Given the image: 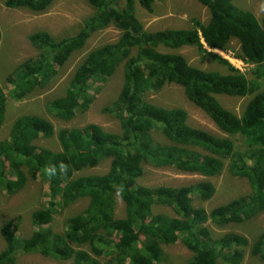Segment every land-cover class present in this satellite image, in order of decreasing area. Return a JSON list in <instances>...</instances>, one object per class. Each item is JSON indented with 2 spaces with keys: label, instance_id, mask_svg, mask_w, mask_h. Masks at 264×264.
Instances as JSON below:
<instances>
[{
  "label": "trees",
  "instance_id": "16d2710c",
  "mask_svg": "<svg viewBox=\"0 0 264 264\" xmlns=\"http://www.w3.org/2000/svg\"><path fill=\"white\" fill-rule=\"evenodd\" d=\"M94 11L74 36L54 39L46 32L28 37L37 52L19 64L5 79L7 95L0 88V128L8 99L21 102L46 90L70 57L82 51L88 39L109 26L119 32L116 43L87 54L75 70L64 96L46 103L47 113L62 122L85 112L92 100L91 85L110 78L122 66L123 83L117 99L103 113L118 122L119 133H105L95 125L59 131L60 152L35 145L51 139L52 125L38 116L17 118L8 138L0 141V192L13 196L28 180L46 182L48 201L31 215L33 232L18 239L19 220L0 229L5 248L0 264H15L17 253L39 255L72 264H156L161 246L180 242L191 254L188 264H241L244 250L264 262V233L251 244L238 234L214 238L208 224L224 229L252 221L264 213V14L260 20L237 8L240 0H191L209 13L207 24L192 19L191 28L147 32L135 14L136 3L151 14L155 0H86ZM53 0H5L8 10L45 12ZM264 2V0H263ZM1 39V32H0ZM235 41L238 58L253 67L248 79L227 62L206 53L226 51ZM194 47L227 69V74L204 72L185 58L161 50ZM182 89L186 100L226 137L192 128L182 109H165L146 101L166 86ZM219 96L249 98L242 114L224 109ZM110 161L106 174H75ZM172 169L182 174L215 179L226 172L244 179L250 192L209 213L193 201L209 202L215 194L211 182L171 188H145L137 182L143 167ZM10 177H15L11 180ZM124 205L117 219L116 199ZM88 200L86 209L66 221L62 235L48 227L60 209ZM153 207L168 208L175 217L152 214Z\"/></svg>",
  "mask_w": 264,
  "mask_h": 264
},
{
  "label": "rangeland",
  "instance_id": "374dc122",
  "mask_svg": "<svg viewBox=\"0 0 264 264\" xmlns=\"http://www.w3.org/2000/svg\"><path fill=\"white\" fill-rule=\"evenodd\" d=\"M5 0H0V88L7 95L9 86L5 85L6 77L21 63L29 58H34L37 52L30 45L28 37L37 32H46L54 39H63L74 36L82 28V24L94 11L86 0H53L50 7L43 13H32L24 9L8 10L3 6ZM237 8L249 11L257 20L264 14L263 0H240L235 3ZM151 14L143 10L138 3L135 5V14L139 22L147 32H159L167 29L183 30L191 28V20L195 19L201 24H207L209 20L208 11L191 0H155ZM119 32L112 26L93 34L87 41L84 49L73 54L65 66L58 71V76L49 88L36 91L21 102H13L8 99L7 112L3 126L0 128V141L8 138L13 122L21 116H38L47 120L53 127L54 135L51 139H40L35 145L60 152L56 135L62 130L81 129L88 125H95L105 133H119L118 122L103 113V109L110 106L118 97L123 83L122 66L108 79L91 85V104L87 111L77 112L75 117L62 122L54 119L47 113L46 103L64 96L66 88L75 70L83 62L92 50L113 44L119 38ZM164 53L177 54L185 58L187 63L204 72H218L226 75L227 69L198 52L194 47H184L178 51H165ZM229 53L225 62L234 63L233 68L244 73L250 78L252 66L245 64L237 56L239 54L238 44L233 41L225 51ZM208 53V52H206ZM211 54V53H208ZM212 55V54H211ZM221 59V58H219ZM223 60V59H222ZM230 65V64H229ZM232 67V66H231ZM264 90V82L260 83ZM218 103L228 112L240 116L249 101V98H230L219 96ZM146 101L165 109H182L188 116L187 123L195 129L203 130L215 137H226L221 134L213 123L200 110L190 104L184 97L181 88L170 85L164 87L156 94H149ZM110 161H103L94 169L85 170L75 174L74 178L83 176H102L107 173ZM15 180V177H10ZM208 181L215 188V194L209 202L202 203L193 201L195 208H202L209 213L212 209L225 205L229 201L245 196L250 192L248 182L244 179L231 178L226 172L215 179H205L196 175L179 173L172 169L155 170L148 166L143 167V176L138 180V186L145 188L171 187L180 188ZM48 185L40 180H28L23 190L13 196H7L0 192V229L12 219L19 220L18 239L29 238L32 234L31 215L40 210L48 201ZM88 200H81L69 208L57 207L49 229L56 234L62 235L66 229V221L80 215L87 207ZM152 214H162L175 217L173 211L168 208L153 207ZM117 219L124 217V205L117 198ZM208 228L214 238L228 233L238 234L247 239L249 244L256 237L264 233V213L252 221L239 225L228 226L219 229L211 224ZM5 248V243L0 236V252ZM163 257L156 264H188L192 254L180 243L161 246ZM250 246L244 250V259L241 264H264L250 257ZM104 257L101 263L108 261ZM15 264H72V261L56 262L45 259L39 255L23 256L17 253Z\"/></svg>",
  "mask_w": 264,
  "mask_h": 264
},
{
  "label": "built area",
  "instance_id": "2783aa9c",
  "mask_svg": "<svg viewBox=\"0 0 264 264\" xmlns=\"http://www.w3.org/2000/svg\"><path fill=\"white\" fill-rule=\"evenodd\" d=\"M206 51L208 52V53H211L212 55H214L215 57H217V58H221V60L222 61H224V60H228L229 61V59H228V56L230 55L229 53H227V52H225V51H219V50H210V49H206ZM230 62V61H229ZM230 64V66H234V63H229ZM237 70V69H236ZM238 71V70H237ZM240 74H243L244 75V73L243 72H240V71H238Z\"/></svg>",
  "mask_w": 264,
  "mask_h": 264
}]
</instances>
